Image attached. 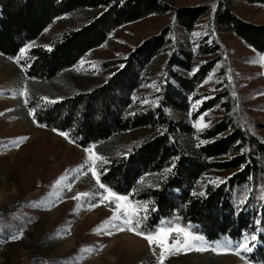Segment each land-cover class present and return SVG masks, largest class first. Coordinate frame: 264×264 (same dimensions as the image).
I'll list each match as a JSON object with an SVG mask.
<instances>
[{"label": "trees", "instance_id": "16d2710c", "mask_svg": "<svg viewBox=\"0 0 264 264\" xmlns=\"http://www.w3.org/2000/svg\"><path fill=\"white\" fill-rule=\"evenodd\" d=\"M235 2L264 6V0H209L180 7L162 0H0V55L16 59L19 50L36 41L54 19L81 18L77 28L65 31L46 47L29 49L19 60L20 67L29 66L28 73L39 72L50 80L106 43L109 26L120 28L151 15L170 14L172 23L143 40L125 59L98 65L99 69L123 66L119 74L128 78L129 85L122 77L115 84L68 98L31 92L29 106L33 107V100L40 105L34 117L37 125L66 132L73 144L92 146L107 160L98 163L100 179L107 187L128 195L133 204L148 202L145 231L171 221L190 228L211 245L256 235L257 241L250 243L252 251L241 256L258 264L264 262V123L248 112L233 77L229 48L218 34H230L263 54L264 24L241 19L234 12ZM205 15H209V36L188 43L183 37L191 35ZM160 54L166 59L154 79L157 90L151 98L156 105L128 113L129 99L120 97L119 90L132 88L137 72ZM218 62L225 89L204 102L199 112L219 104L223 113L209 128L197 132L169 112H189L191 103L201 98L195 93L198 80ZM109 95L118 100H108ZM93 114L98 120L92 119ZM143 129L152 133L135 145L119 144L122 135ZM186 136L197 141L184 144L181 139ZM217 178L226 182H209ZM202 191L204 197L193 195Z\"/></svg>", "mask_w": 264, "mask_h": 264}, {"label": "rangeland", "instance_id": "374dc122", "mask_svg": "<svg viewBox=\"0 0 264 264\" xmlns=\"http://www.w3.org/2000/svg\"><path fill=\"white\" fill-rule=\"evenodd\" d=\"M162 1L180 7L200 5L209 0ZM233 6L241 19L264 24V6L241 2H235ZM101 12L97 11L94 16ZM208 21L209 15L203 16L193 33L183 39L193 43L209 36ZM81 22V18L54 19L36 41L28 44L31 45L28 50L50 45ZM170 23L171 15L164 14L151 15L120 28L109 26L106 43L85 53L50 80L43 79L39 72L28 73L29 66L20 67L16 59L0 55V264H158L159 248L153 246L150 249L142 237L127 230H99L110 221L115 205H109L107 201L99 203V194L103 190L96 186L91 173L83 169L88 157L85 150L93 147L81 148L59 135L61 131L38 126L29 112L31 109L39 111L40 105L33 99V107L29 103L31 92L52 99L68 98L75 93L115 84L122 77L126 84L128 78L119 74L121 66L99 69L98 65L125 59L143 40L158 34ZM218 35L229 48L233 77L239 93L245 96L248 112L264 123V67L257 62L264 53L258 54L230 34ZM165 59V54L154 57L141 72H137L132 88L119 90L120 97L129 99L128 113L156 105V99L151 98L157 90L154 79L161 74ZM221 68L222 64L218 62L198 80L195 93L201 98L191 103L187 114L169 112L170 117L183 119L194 127L196 121L207 113L203 122L208 127L199 131L194 127L197 132L217 122L223 113L219 104L199 111L204 102L224 91L219 75ZM181 74L190 77V74ZM210 76L211 80L208 79ZM107 99L118 100L112 95ZM92 119L98 120L96 114ZM151 133L144 129L133 131L122 135L118 142L135 145ZM261 135L264 138V130ZM181 140L184 144L197 141L194 136ZM85 192L92 195L81 200L73 199ZM92 204L97 206L91 207ZM111 223L118 224L119 221ZM14 236L20 238L13 239ZM225 240L215 241L212 245L206 243L204 251H181L166 256L164 264H253L231 252L212 250L216 242Z\"/></svg>", "mask_w": 264, "mask_h": 264}, {"label": "snow or ice", "instance_id": "6c2138e0", "mask_svg": "<svg viewBox=\"0 0 264 264\" xmlns=\"http://www.w3.org/2000/svg\"><path fill=\"white\" fill-rule=\"evenodd\" d=\"M31 47V45H28L25 48H21L19 50V55L16 58L17 62L21 58H23L28 50V48ZM50 50V49H49ZM260 63L262 67H264V55H261L257 61ZM123 67V66H121ZM209 80L212 79L210 76L208 78ZM207 82V81H205ZM24 95L26 97L25 103H27V90H25ZM46 102L55 103V101H48L47 98H42ZM199 103V102H197ZM195 107V105H193ZM30 115L35 117V110L31 109L29 112ZM207 113L202 115L195 123L194 127L197 128L199 131L201 128L208 127L207 123H204V116H206ZM35 122V118H34ZM39 126V125H38ZM55 131V130H54ZM59 135L63 136L65 139H68L70 143H73L69 138L68 133L65 132H59ZM26 139V138H22ZM17 142V146H18ZM88 153L87 161L85 162V165L83 166V169L86 172L91 173V177L95 180V184L99 189L103 190V193L99 194V203L103 204L104 202H108L109 205H115L113 210V216L110 218L109 222H105V225H102L99 229L100 231H105L106 228H114L117 231H125L127 230L130 233L136 234L140 237H142L144 240L147 241L149 248L151 249L153 246H156L159 248V256H158V264H164V260L166 259V256L177 254L181 251H204L206 250V242L203 236L194 234L190 228L181 227L178 224H175L173 222H168L165 224L163 221H161L160 225L157 227L145 231L144 230V221L147 220L148 216V202H137L135 204L130 201L128 195H122L117 194L114 191H112L109 187H107L100 179V176L102 175L101 172L98 171V164L97 162H100V165L107 163V160L97 154L93 148H88L85 150ZM171 169H167L166 171H170ZM59 182V181H58ZM210 183L218 184V183H224L226 181L220 180L217 178L216 180H210ZM106 193V194H104ZM91 193H79L73 199L81 200L82 198L90 197ZM193 195H199L201 197H204L206 194L205 192H199V193H193ZM261 199H264V196L261 197ZM243 203V201H241ZM91 207L97 206L96 204L90 205ZM154 211V209H152ZM141 212L144 214L141 215ZM178 219V218H177ZM111 221H119V223H111ZM19 236H14L13 239H19ZM257 241L256 235H244L241 240L238 241H231V240H225L224 242H216L215 247L212 249L213 251H225V252H231L232 254H235L237 256H240L241 259H244L243 256H241V253L244 252H251L252 247H250V243ZM155 255V252H153Z\"/></svg>", "mask_w": 264, "mask_h": 264}]
</instances>
